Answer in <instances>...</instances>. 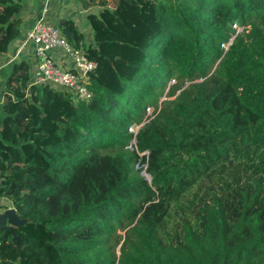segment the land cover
<instances>
[{"label":"trees","instance_id":"16d2710c","mask_svg":"<svg viewBox=\"0 0 264 264\" xmlns=\"http://www.w3.org/2000/svg\"><path fill=\"white\" fill-rule=\"evenodd\" d=\"M74 1L97 7L91 43L66 20L96 63L89 100L0 68V198L21 222L0 227V264H264V0ZM26 2L0 0V55ZM171 76L201 80L158 106Z\"/></svg>","mask_w":264,"mask_h":264},{"label":"built area","instance_id":"2783aa9c","mask_svg":"<svg viewBox=\"0 0 264 264\" xmlns=\"http://www.w3.org/2000/svg\"><path fill=\"white\" fill-rule=\"evenodd\" d=\"M49 2L45 0L40 16L26 32L24 40L13 46L16 52L12 59H17L27 45L32 46L36 71L30 77V84L48 85L68 95L73 102L87 101L91 97L87 85L96 63L86 56L81 46L75 48L70 44L60 26L46 21ZM241 30L236 26L237 32ZM63 58L70 61L69 66H64ZM139 128L132 126L129 130L136 134Z\"/></svg>","mask_w":264,"mask_h":264},{"label":"crops","instance_id":"0c3cea01","mask_svg":"<svg viewBox=\"0 0 264 264\" xmlns=\"http://www.w3.org/2000/svg\"><path fill=\"white\" fill-rule=\"evenodd\" d=\"M44 2L45 0H27L23 10L20 13V18L22 19L20 37L11 45L9 51L6 54L0 55V68L14 61L12 56L16 51L13 46L24 40L26 32L32 27L36 18L40 16ZM90 9H92V7H90ZM90 9L84 10L82 8H77V4L74 0H50L45 18L48 23L57 24L58 26H60L59 21L61 19L73 21L76 24L78 30L83 35L85 41L87 43H91V26L86 20V15ZM84 12L85 14L83 18L82 13ZM15 60H23L29 64L30 76L35 73L36 67L33 58L32 46L27 45L20 53L19 57ZM63 62L64 66L70 65V61L66 58H63ZM3 205L5 208H7L5 209ZM0 206H3L0 208L1 214L6 210L13 209L11 202L3 198H0Z\"/></svg>","mask_w":264,"mask_h":264},{"label":"rangeland","instance_id":"374dc122","mask_svg":"<svg viewBox=\"0 0 264 264\" xmlns=\"http://www.w3.org/2000/svg\"><path fill=\"white\" fill-rule=\"evenodd\" d=\"M77 8H79V6H77ZM96 9L97 8L93 6L92 9H90L89 12L88 11L87 12L88 13L96 12ZM86 10H88V9H86ZM84 14H85V12L82 13L83 18H84ZM200 80H201L200 78H195L192 81H190V80H180V79H177L176 77H172L171 76L170 79L167 82H164V85L161 88V94H160V97H159L157 105L160 106L162 101H164V100L173 99V97H171L169 95V93L173 89H177V88H180V87H184L185 88L189 84L194 83V82H199ZM154 108L155 107L152 106L149 109H147V112L145 113V115L141 116L142 117L141 122L137 123L136 125H134V127H138L139 128L145 122H147L152 117V114H153V112L155 110ZM129 133H132V132L129 130ZM131 144H133V141H131ZM127 151L128 152H132L133 150H132V148L127 147ZM133 175L136 176V177H142V178L148 177L147 173H146V164L144 162H142V161H137L133 165ZM208 186H209V183L207 181H202L198 185L197 189H193V190L189 191L188 193H186L183 196L179 206L173 207L174 209H172L170 211V216L168 218V225H169L168 228L170 230L176 228V226L180 222V218L182 216H184V213L187 212L194 205V203L199 201L197 199H202V198L205 197L206 188L208 189ZM3 206H0V208H2ZM4 208H5V206H4ZM125 229H126V227H125ZM125 233H126V230H124V229L123 230L122 229L116 230V234H119V237L115 238L114 242L111 244V248H113L116 256L118 255V248L121 245V240L122 239H120V237L123 238L125 236Z\"/></svg>","mask_w":264,"mask_h":264},{"label":"water","instance_id":"95a60500","mask_svg":"<svg viewBox=\"0 0 264 264\" xmlns=\"http://www.w3.org/2000/svg\"><path fill=\"white\" fill-rule=\"evenodd\" d=\"M62 33L69 39H73L72 34L66 27V20L61 19L59 21ZM21 222L16 216L14 209L6 210L4 213L0 214V227L4 229L5 232L11 231L12 226L19 225Z\"/></svg>","mask_w":264,"mask_h":264}]
</instances>
